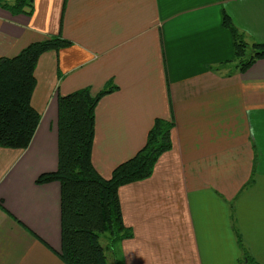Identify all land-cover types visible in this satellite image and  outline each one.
<instances>
[{"label": "crops", "instance_id": "crops-1", "mask_svg": "<svg viewBox=\"0 0 264 264\" xmlns=\"http://www.w3.org/2000/svg\"><path fill=\"white\" fill-rule=\"evenodd\" d=\"M32 2L31 16L0 7V58L56 35L71 45L37 62L29 149L0 148V264H63L60 186L35 181L57 169L58 97L108 83L117 90L95 107L91 151L103 179L156 119L173 123L151 177L118 189L131 237L109 264H244L237 234L264 264V59L234 69L222 26L226 14L247 43H264V0Z\"/></svg>", "mask_w": 264, "mask_h": 264}, {"label": "trees", "instance_id": "trees-1", "mask_svg": "<svg viewBox=\"0 0 264 264\" xmlns=\"http://www.w3.org/2000/svg\"><path fill=\"white\" fill-rule=\"evenodd\" d=\"M0 7L13 16L33 13L32 0H0ZM222 26L233 39L234 69L244 73L264 59V43H247L226 14ZM70 45L56 35L29 44L14 58H0V148L22 152L29 147L41 120L32 106L37 62L41 55ZM116 90L108 83L94 97L83 88L57 100V169L40 175L35 184L57 182L60 186L61 250L57 256L63 264H108V254L116 255L120 243L131 237L123 224L118 189L150 178L159 157L172 149L173 123L156 119L145 145L118 165L108 180L99 176L91 162L94 111L102 97ZM237 242L244 264H256L239 234Z\"/></svg>", "mask_w": 264, "mask_h": 264}, {"label": "rangeland", "instance_id": "rangeland-1", "mask_svg": "<svg viewBox=\"0 0 264 264\" xmlns=\"http://www.w3.org/2000/svg\"><path fill=\"white\" fill-rule=\"evenodd\" d=\"M28 149H29V148H27L26 150L22 151V153H24V152L27 151ZM20 168H21V169H24L25 167L21 166ZM26 172H27V170H26ZM108 264H109V261H108Z\"/></svg>", "mask_w": 264, "mask_h": 264}]
</instances>
